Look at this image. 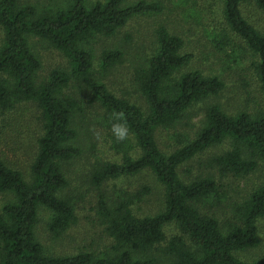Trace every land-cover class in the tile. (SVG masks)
I'll return each instance as SVG.
<instances>
[{
  "label": "trees",
  "instance_id": "trees-1",
  "mask_svg": "<svg viewBox=\"0 0 264 264\" xmlns=\"http://www.w3.org/2000/svg\"><path fill=\"white\" fill-rule=\"evenodd\" d=\"M218 1L223 28L216 44L220 49L235 44L242 50L259 101L252 110L235 113L219 103L207 104L193 137L175 135L177 148L164 154L156 132L177 125L196 104L220 97L226 88L223 80L199 70L181 72L192 57L183 51L179 36L159 25L153 30L155 50L135 78L147 106L143 112L91 80L94 57L86 49L94 37L116 36L133 18L161 14L159 2L68 0L64 7L39 11L22 0H0V118L16 105L27 104L38 110L41 125L29 180L0 157V193L13 198L0 208V264H264V255L252 262L236 255L259 246L264 180L234 206L232 221L223 225L201 210L221 203L219 184L211 176L185 183L177 173L198 154L224 143L228 149L208 160L220 177L245 178L264 165V32L242 16L240 5L246 0ZM251 1L264 12V0ZM31 36L60 52L67 70L40 76L41 64L28 43ZM124 55L117 48L103 52L101 68L112 69ZM71 82L87 90L103 110L105 122L128 128L127 138L117 146L120 161L98 165L91 183L98 187L148 171L162 187L163 208L152 216L133 213L131 207L142 201L146 187L120 192L110 203L100 193L96 213L111 239L109 250L51 256L35 237L39 210L50 212L46 229L54 239L76 222L73 203L60 196L67 187L61 165L81 154L73 145L77 103L64 93ZM170 225L176 233L167 237L165 227Z\"/></svg>",
  "mask_w": 264,
  "mask_h": 264
},
{
  "label": "rangeland",
  "instance_id": "rangeland-1",
  "mask_svg": "<svg viewBox=\"0 0 264 264\" xmlns=\"http://www.w3.org/2000/svg\"><path fill=\"white\" fill-rule=\"evenodd\" d=\"M68 0H22L33 5L37 10L64 7ZM94 2L95 0H87ZM136 1V0H132ZM159 2L163 11L159 15L140 16L131 19L116 36L94 37L86 49L94 57L91 80L102 83L115 96L125 99L139 107L143 112L147 106L136 85V73L145 66L147 59L155 50L153 30L159 25L168 32L179 36L184 41L183 51L191 55V61L181 72L199 70L205 75L220 77L226 88L220 97L196 104L186 117L168 130H158L155 134L160 151L170 154L177 148L175 135L193 137L200 125L204 107L209 103H219L228 113L239 110H252L259 101L255 82L247 70V63L242 50L236 46L220 49L218 42L222 33L218 0H144ZM244 19L260 32H264V12L251 0L240 5ZM2 32L0 30V44ZM33 54L41 64L40 76L51 70H67L64 56L51 48L46 42L36 37H28ZM124 51L120 63L112 69L103 70L100 57L111 49ZM77 103L73 114L72 128L77 133L73 145L81 154L63 162L61 167L67 180V187L61 197H67L73 203L76 222L60 238L54 239L46 229L50 212L40 209L35 237L43 246L44 252L51 256L75 255L80 251L106 252L111 246L104 225L96 213L99 194L112 201L120 192L135 193L143 187L148 188L142 201L131 207L138 217L152 216L163 208L162 187L148 171L134 176L121 177L107 181L96 187L91 183V172L100 164L118 163L121 153L112 132V125L105 122L103 110L92 100L87 90L71 82L64 91ZM0 119V157L7 166L20 171L29 180V166L35 154L36 140L41 134L39 112L27 104L16 105ZM228 149V144L206 150L177 169L179 178L189 183L196 178L211 176L219 184L221 203L218 206L202 207V212L213 215L220 224L232 221L233 209L264 180V165L245 178L220 177L215 169L209 167L208 160ZM9 194L0 193V208L12 201ZM176 233V227H165V234L170 237ZM259 246L248 252L237 253L245 262L258 260L264 255V218L258 222Z\"/></svg>",
  "mask_w": 264,
  "mask_h": 264
},
{
  "label": "clouds",
  "instance_id": "clouds-1",
  "mask_svg": "<svg viewBox=\"0 0 264 264\" xmlns=\"http://www.w3.org/2000/svg\"><path fill=\"white\" fill-rule=\"evenodd\" d=\"M112 132L117 141H123L128 136V128L123 123H114L112 125Z\"/></svg>",
  "mask_w": 264,
  "mask_h": 264
}]
</instances>
